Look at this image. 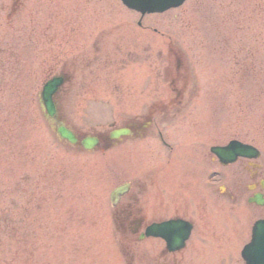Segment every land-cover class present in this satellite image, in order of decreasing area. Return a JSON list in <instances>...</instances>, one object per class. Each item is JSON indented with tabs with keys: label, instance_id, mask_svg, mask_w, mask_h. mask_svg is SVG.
<instances>
[{
	"label": "rangeland",
	"instance_id": "obj_1",
	"mask_svg": "<svg viewBox=\"0 0 264 264\" xmlns=\"http://www.w3.org/2000/svg\"><path fill=\"white\" fill-rule=\"evenodd\" d=\"M86 1L0 0V264H244L241 239L264 209L237 204L235 178L249 163L223 166L210 147L251 143L264 170V0H207L205 21L194 20L204 0L145 16L121 0ZM62 11L81 15L64 25ZM59 73L62 118L80 135L151 113L153 136L93 152L59 141L38 103ZM126 180L149 190L135 230L110 203ZM174 215L195 222L184 256L139 240L147 223Z\"/></svg>",
	"mask_w": 264,
	"mask_h": 264
},
{
	"label": "water",
	"instance_id": "obj_2",
	"mask_svg": "<svg viewBox=\"0 0 264 264\" xmlns=\"http://www.w3.org/2000/svg\"><path fill=\"white\" fill-rule=\"evenodd\" d=\"M128 6L132 7V8H136L140 11H142L143 13H146L147 11H156V10H161V9H165L170 5H176L179 4L181 1L183 0H123ZM64 82V78H55L53 80H51L46 86L45 89L42 93V97H43V102L47 105L49 112L51 115H55L56 114V108L55 105L53 103V96L56 94L58 88L60 87V85ZM58 131L60 133V135L62 137L68 138L70 141L75 142L77 141V138L75 136V134L69 130L64 124H61L58 127ZM119 133V131H114L113 134L117 135ZM98 143V139L95 138L91 141H89L87 143V147L91 148L94 147L95 144ZM215 151L218 152V154L221 156V159H223L224 162H229V161H234L236 159V157L233 158L232 155H236L238 153H245V154H255L251 153L250 150L246 147H242L240 145H238V143H231L229 146L224 147V148H216L214 149ZM258 155V153L256 154ZM121 188L117 189V191H119ZM116 191V192H117ZM260 226L257 229V232H260L257 237L260 236H264V222H261ZM174 239V235H170L168 236V242H169V246L173 248L172 246V241ZM254 250L250 249L248 252L245 253L246 258L248 260V262H250L251 264H259V262L257 261V259L254 256L253 253Z\"/></svg>",
	"mask_w": 264,
	"mask_h": 264
},
{
	"label": "flooded vegetation",
	"instance_id": "obj_3",
	"mask_svg": "<svg viewBox=\"0 0 264 264\" xmlns=\"http://www.w3.org/2000/svg\"><path fill=\"white\" fill-rule=\"evenodd\" d=\"M181 94V93H180ZM132 130L134 135L137 137L139 136L140 132H142L146 128V121L144 119H137L133 121L131 124ZM162 138V134L160 133ZM189 175V174H188ZM163 177L160 174H156V177L151 182V186H153V191L158 190L159 194L163 193V188L166 186V180L162 179ZM253 181L256 182V189L255 192H264V182L261 181L262 173L260 171L254 173L252 177ZM215 184L213 183V187L215 188ZM150 186V187H151ZM163 187V188H161ZM185 189V188H184ZM179 190V189H178ZM237 195H241L242 189L241 184L238 183L235 187ZM149 190H132L130 194L125 198L124 201L121 202V205L117 206L115 210V220L116 222L126 223L127 227L131 230H135L138 228H142V224L145 223L144 214H143V200L142 197L148 192ZM252 194V195H253ZM159 209V208H158ZM162 220V219H161ZM153 221H160V219H154ZM146 226V225H145ZM144 226V228H145ZM126 228V227H125ZM143 228V229H144Z\"/></svg>",
	"mask_w": 264,
	"mask_h": 264
},
{
	"label": "bare ground",
	"instance_id": "obj_4",
	"mask_svg": "<svg viewBox=\"0 0 264 264\" xmlns=\"http://www.w3.org/2000/svg\"><path fill=\"white\" fill-rule=\"evenodd\" d=\"M82 3H84L85 5H89L90 7H92L93 5H101V0H94V1H92V0H87L86 2H82ZM92 6H91V5ZM206 4H207V0H204L203 1V4H201L199 7H198V11H196L195 12V16H194V20H198V21H205L206 19H208V15H206V9H205V7H206ZM84 5V6H85ZM102 5H103V3H102ZM56 6H58V4H56ZM40 7H42V4L40 3ZM58 12H59V10H57ZM117 11H118V14H117ZM60 13V12H59ZM115 13V15H118V16H120L119 18H121L122 19V17H125V16H127V14H128V12L127 11H123L122 9H120V8H118V9H116V11L114 12ZM84 14V16L86 17V19H87V21L90 19L91 21L93 20H96V16L98 15V14H100V13H98V12H94V13H83ZM77 15H81V14H79V13H74V14H72L71 12H68V11H62V16H63V18H64V20H66L63 24L64 25H66L67 23H69V22H71L72 20H74L76 17H77ZM101 15H104V16H110L109 14H101ZM100 15V19H102V16ZM115 15H111V17L112 18H114L113 16H115ZM199 27V26H198ZM198 29V28H197ZM189 37H193L192 35H189ZM46 83V82H45ZM45 83L43 84V85H45ZM224 146V145H223ZM253 223V222H252ZM243 245V244H242Z\"/></svg>",
	"mask_w": 264,
	"mask_h": 264
}]
</instances>
